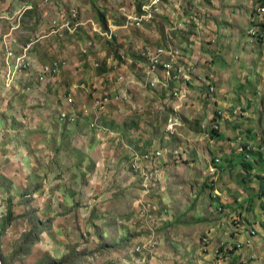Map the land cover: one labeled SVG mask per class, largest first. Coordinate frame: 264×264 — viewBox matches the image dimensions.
I'll return each mask as SVG.
<instances>
[{"label":"rangeland","instance_id":"374dc122","mask_svg":"<svg viewBox=\"0 0 264 264\" xmlns=\"http://www.w3.org/2000/svg\"><path fill=\"white\" fill-rule=\"evenodd\" d=\"M148 2L0 0V15L10 18L0 22V223L12 211L0 241L9 264H264V37L255 41L248 34L255 23L264 33V1L241 0L238 17L224 7L237 9L239 0L220 2L217 25L208 17L209 0L185 8L187 17L199 12L204 28L195 33L199 49L191 51L197 85L178 109L174 99L142 88L131 63L144 46L159 45L171 26L163 15L142 29L125 27L124 14ZM26 6L33 8L14 16ZM72 8L77 30L51 35L52 20ZM97 11L105 14L107 30ZM193 24H184L179 44L192 38ZM106 31L112 40L100 34ZM27 43L36 64L62 65L29 92L21 75L9 82L6 66L7 52H21ZM130 78L132 87L126 86ZM210 83L212 96L206 94ZM125 89L132 99L121 102ZM105 95L112 101L95 108ZM241 104L252 110L249 117L229 110ZM72 111L76 122L60 119ZM171 116H179L182 127L168 137ZM156 150L163 156L152 160ZM175 150L179 157L170 154ZM245 157L252 172L240 164ZM215 159L220 163L212 175ZM32 230L38 239L29 253L16 256Z\"/></svg>","mask_w":264,"mask_h":264},{"label":"built area","instance_id":"2783aa9c","mask_svg":"<svg viewBox=\"0 0 264 264\" xmlns=\"http://www.w3.org/2000/svg\"><path fill=\"white\" fill-rule=\"evenodd\" d=\"M187 7L186 0H149L148 3L143 4L141 7L124 14L125 27H134L136 29H142L146 25L153 24L156 20L161 21L163 15H167L171 26L166 29V32L161 40V43L156 47L144 46L142 51L139 54L140 58H137L135 62L131 61L133 67L136 66V72L140 75V79L144 85H140L142 88L156 91L161 97L176 101L177 109L182 106L181 101L186 100L191 93L193 87H195L198 77H195L196 61L194 60L192 49L195 50L198 47L197 35L195 33L201 32L204 28L199 24V12H191V16L187 17L185 15V8ZM32 6H26L18 10L15 14H20L32 10ZM264 10V5H262L259 12ZM13 16V15H12ZM10 20L7 15H0L1 20ZM205 21V18L202 19V22ZM254 21V19H253ZM17 22V27L19 26V21ZM186 22H194L196 25V30L194 29V35L189 40L185 41L186 43H178V33L187 31L185 28ZM80 22L78 21V11L76 8H72L67 17H57L54 18L50 25V34L55 35L56 37L63 38L66 33L73 34L79 27ZM253 28L249 29L248 34L250 38H253L255 41H261L264 37V33L260 30V24L255 23ZM258 28L260 30H258ZM13 30H16V27H12ZM103 37L112 40V32L106 31L100 33ZM8 36H5V39ZM188 42V43H187ZM194 43L195 45H188ZM215 42V39L211 40ZM33 43H27L21 52L8 51L6 56V66L8 67L7 79L9 82H15L17 80L16 76L21 75L23 77L22 85L24 90L29 92L33 90L35 85H40L44 83L49 78L56 77L62 68V65L58 61H52L48 63H42L41 65L36 64L33 58L31 57L32 50L31 48ZM8 39L6 40L5 48H8ZM194 47V48H193ZM98 66V65H97ZM122 79V78H121ZM135 84V81L130 78V81L126 83V86L132 87ZM200 83H198L199 85ZM195 85V86H194ZM216 92V88L210 83L209 90L206 94L212 96ZM131 93V92H130ZM132 94V93H131ZM131 94L127 89L122 90V101L128 102L132 99ZM109 95L101 97L98 100H95L94 106L98 109H103L107 106L110 101ZM67 104L70 107L74 106L75 99L72 95H68ZM234 114L241 115V109H236ZM243 115V114H242ZM223 117L222 112L218 111L215 113L213 119V129H220V121ZM77 116L74 114V111L65 114H61V120H68L69 123H74L77 121ZM182 120L179 116H171L168 119L166 125V134L169 137L173 135L177 127H182ZM97 126L92 124V128ZM162 150L153 151V158L155 160L163 156ZM171 155H176L179 157L178 151H171ZM143 160L148 159L149 156L144 154L141 156ZM134 161L138 159V156L134 158ZM220 163L219 159L214 160V166L212 167V175H215L217 172L216 164ZM132 167L137 171L139 168L136 162H132Z\"/></svg>","mask_w":264,"mask_h":264},{"label":"trees","instance_id":"16d2710c","mask_svg":"<svg viewBox=\"0 0 264 264\" xmlns=\"http://www.w3.org/2000/svg\"><path fill=\"white\" fill-rule=\"evenodd\" d=\"M262 1H264V0H262ZM262 3L264 4V2H262ZM97 14H98V20H99V22L101 24V27L103 29L107 30L108 27H107L105 14H103L100 11H97ZM241 88H245V85H241ZM242 109H241V112H242ZM233 110L231 111V113H234ZM243 111H245V110L243 109ZM231 119H233V118H231ZM227 121L230 122V120H227ZM236 127H237V125H236ZM200 129L201 128L199 127L198 131H200ZM212 134L219 135V132H218V130L212 129ZM243 145L245 147H247V144H243ZM244 149H246V148H244ZM240 164H241V166H242V168H243V170L245 172H252L254 170L253 164L251 162L247 161L246 157L243 158V160L240 162ZM11 215H12V211H11V208H10L9 210H7V214L5 216V220H3V222L0 223V231L1 232L7 226ZM263 225H264V223H263ZM38 235H39V233H37L35 230H32V231L28 232L27 234H25L24 238H23V242H21L22 244H20V246L17 247L16 256L17 255H21V254L29 253L30 248L34 245V243L38 239ZM0 260H1L2 264H9L7 262V260H6V258L3 256L2 252H1V241H0ZM68 263H69V261H67V259L59 260V264H68Z\"/></svg>","mask_w":264,"mask_h":264},{"label":"crops","instance_id":"0c3cea01","mask_svg":"<svg viewBox=\"0 0 264 264\" xmlns=\"http://www.w3.org/2000/svg\"><path fill=\"white\" fill-rule=\"evenodd\" d=\"M230 0H209V7H208V11L211 13V14H209L208 15V17H210L211 19V22L213 23V25H217L216 24V22L214 21V17H217V16H220V10H222V8H221V6H220V2H223V3H227V2H229ZM240 1V7H238L237 9L235 8L236 6H235V4H231V5H229V6H225L224 7V10L225 11H230L231 12V17H238V11L240 12L239 13V15L241 16L242 15V12L244 11V8H242V4H241V0H239ZM191 2H192V0H186V4H187V7H189V5H191ZM199 2V0H195V2H194V5H195V8L196 9H198L197 8V6H196V3H198ZM186 7V8H187ZM204 8H205V10L207 9V7H205L204 6ZM221 8V9H220ZM204 10V11H205ZM214 12H217L216 14H214ZM202 13H204V12H202ZM205 14V13H204ZM205 15H207V14H205ZM222 15H225V13H224V11H223V13H222ZM228 25L226 24V26L225 27H227ZM221 31L222 32H225L226 30L225 29H221L220 30V33H221ZM197 37V43L196 44H198V40H199V38H198V35L196 36ZM214 38H216V37H214ZM210 39V38H209ZM208 38H205V41H208L209 40ZM200 44V43H199ZM228 45H229V43L228 42H226V44H224V46L225 47H228ZM195 47H197V46H195ZM194 48V47H193ZM198 48V47H197ZM199 49V48H198ZM134 70V69H133ZM132 76L133 77H135V73H134V71H133V73H132ZM241 101H242V99H241ZM243 102H245L244 100L242 101V103ZM243 104H241V106L239 107V106H237V107H235V106H232L231 105V107L229 108V110L230 111H232L233 109V112L236 110V109H242V107H244V106H242ZM245 107H247V106H245ZM251 109H248V111H243V109H242V114H241V116L243 117H249V114L251 113ZM226 115H228V113H225ZM231 118V117H230ZM235 120V118H233L232 120L230 119V121H234ZM250 123H252L253 125H252V127H254L255 126V123H254V121L253 120H250L249 121ZM260 123H261V121H260ZM257 131V133H259V128L256 130ZM260 135V134H259ZM243 144V143H242ZM247 145H249V144H247ZM260 155V154H259Z\"/></svg>","mask_w":264,"mask_h":264},{"label":"clouds","instance_id":"9594fccd","mask_svg":"<svg viewBox=\"0 0 264 264\" xmlns=\"http://www.w3.org/2000/svg\"><path fill=\"white\" fill-rule=\"evenodd\" d=\"M248 148H250V146H249ZM242 151L244 152V150H243V149H242ZM247 157H249V156H247Z\"/></svg>","mask_w":264,"mask_h":264},{"label":"water","instance_id":"95a60500","mask_svg":"<svg viewBox=\"0 0 264 264\" xmlns=\"http://www.w3.org/2000/svg\"><path fill=\"white\" fill-rule=\"evenodd\" d=\"M0 264H2L1 260H0Z\"/></svg>","mask_w":264,"mask_h":264}]
</instances>
